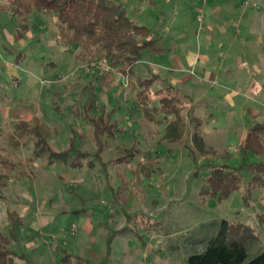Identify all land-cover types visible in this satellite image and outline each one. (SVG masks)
<instances>
[{
  "label": "rangeland",
  "instance_id": "obj_1",
  "mask_svg": "<svg viewBox=\"0 0 264 264\" xmlns=\"http://www.w3.org/2000/svg\"><path fill=\"white\" fill-rule=\"evenodd\" d=\"M121 1L128 17L149 27L159 45L190 55L188 74L170 73L169 62L152 56L137 69L189 81L177 87L188 94L187 110L193 104L196 113L207 115L193 121L186 111L182 139L169 141L164 125L155 133L140 116L131 120L116 110L121 132L104 145L92 170L90 157L77 158L79 168L50 164L38 154L37 136L8 145L10 122L27 119L57 152L70 139L80 150L94 149L80 104L94 94L107 114L127 103L129 90L118 79L100 88L93 75L94 62L102 60L80 61L76 46H63L53 14L33 11L28 31L15 40L17 24L0 0V63L16 58L20 82L12 88L0 68L1 109L11 108L0 113V228L8 229V214L19 216V249L31 264H187L226 221L230 241L243 244L249 261L264 252V195L247 194L260 159H243L238 148L246 130L264 124V0ZM205 73L210 79L202 81ZM215 166L240 168L239 188L223 200L208 194Z\"/></svg>",
  "mask_w": 264,
  "mask_h": 264
},
{
  "label": "trees",
  "instance_id": "obj_2",
  "mask_svg": "<svg viewBox=\"0 0 264 264\" xmlns=\"http://www.w3.org/2000/svg\"><path fill=\"white\" fill-rule=\"evenodd\" d=\"M4 7L17 24L15 40H19L28 31L29 18L33 11L53 14L57 23L56 39L63 46H76L78 50L76 58L80 61L90 63L100 59L110 68L106 73H101L97 68L98 72L93 75L100 88L103 86L109 88L117 79L123 87L122 83L126 78L127 86L123 90H129L127 103L122 108H112L107 114L104 105L97 104L98 98L94 94L85 99L84 104H80L82 108L80 114L83 115L81 120L84 119L90 128L92 126L94 149L87 147L86 150H80L72 145L70 139L68 148L57 152L46 143L47 138L35 133L34 127L30 129L28 123L20 121L13 123L12 133L5 138L8 145L20 146L21 141L37 136V149L41 147L38 154L44 153L50 164L69 163L79 168L82 162L77 158L90 157L94 163L87 161V164L92 170L100 162L98 153L103 151L104 145L112 140L115 134L121 132L118 130L117 121L114 120L116 110L123 111L131 120L135 116H140L148 124L156 127L155 133H159V127L164 125L161 130L166 131L169 128V141L182 139L187 97L172 83V78L168 74L153 72L149 68L137 69L143 59L159 55L163 49L158 46L157 38L149 27L137 25L128 17L121 0H4ZM16 60L15 58L14 61ZM96 63L94 62V65ZM93 87L90 83L88 94L92 93ZM124 94L126 93L123 92ZM1 100L0 96V105ZM70 106L71 112H77L79 109L77 106ZM131 137L133 139L136 135L131 133ZM37 149L35 148V151ZM238 152L243 159L248 155L260 159L253 167L254 175L246 185V192L250 194L251 190H259L264 195L263 124L256 123L247 130ZM134 153L135 150L133 156ZM73 156H76L75 161L70 164V158ZM11 166L14 164L11 163ZM240 181V168L215 166L206 181L208 194L210 197L218 196L219 200L226 199L239 188ZM3 187L5 185H1L0 189ZM8 219L10 222L8 229L5 231L0 228V264H31L27 253L19 249L21 226L19 216L15 218V213L8 214ZM246 260L245 247L240 242L230 241L228 223L223 221L220 230L208 240L204 250L188 256L187 264H264V252L249 261Z\"/></svg>",
  "mask_w": 264,
  "mask_h": 264
},
{
  "label": "crops",
  "instance_id": "obj_3",
  "mask_svg": "<svg viewBox=\"0 0 264 264\" xmlns=\"http://www.w3.org/2000/svg\"><path fill=\"white\" fill-rule=\"evenodd\" d=\"M9 45H11V44H14L13 43V41H12V39L10 38L9 39ZM157 43H158V46L159 47H161L162 49H163V52L161 53V54H159V55H151L152 56V58L155 60V61H157L158 63H161V62H165V61H167V62H169L170 63V68H167V71L168 72H170V73H178V74H188L189 73V70H187V68H185L184 67V65L185 64H187L189 61H190V58H189V56L190 55H185V56H182V55H179V52H177V49L175 48L173 51H172V49H170V48H168L167 49V47H163V46H161V45H159V43H160V39L158 40L157 39ZM7 49H9L8 47H7ZM14 61V60H13ZM10 61V60H4V61H1V63H0V68H1V70L3 71V73H5V75L7 76V78H8V81L10 82V84H11V87L12 88H17L18 86H19V84H20V82H19V80H18V78H17V67H18V65H17V61L18 60H16V62L14 61ZM150 66L151 67H153V68H155V69H158L160 66L158 65V64H154V63H151L150 64ZM191 69H192V66H191ZM158 73V72H157ZM0 79H2V77L0 76ZM202 81H204V79H210L209 78V75L207 74V73H205V74H202V76H201V78H200ZM205 80V81H206ZM182 82H184V80L183 79H180V78H175L174 77V79L172 78V83L176 86V87H178L179 89H182L183 87H185V85L187 86V84L188 83H190L189 81L188 82H186L185 84H183ZM196 84H199L198 83V81L197 82H195ZM177 85H180V86H177ZM180 92L181 93H183L181 90H180ZM186 97H187V99L189 98L188 97V94L186 93V91H185V93H183ZM19 101H21L22 99H21V96H19ZM191 107H189L190 108V110H187V113H188V116L187 117H189V115H191L192 116V118H191V120H193V121H199L200 119L199 118H204L206 115H207V113H204V116H201L199 113H196L195 111V109H193V107H194V105L193 104H189ZM1 107H2V105H0V113L3 111V110H6V112H9L10 110H11V108L10 107H3L2 109H1ZM24 110H26V111H32V113L34 112H36V111H33V110H30V109H24ZM195 110V111H194ZM18 112V111H17ZM21 112V111H20ZM195 113H196V115H195ZM9 114V113H8ZM34 116H35V114H33ZM33 115H31L30 117L28 116V118H33L34 116ZM210 115V114H209ZM8 117H7V115H6V119H7ZM194 119H196V120H194ZM27 120V119H26ZM25 120V121H26ZM191 120H189V121H191ZM13 121V120H12ZM24 121V122H25ZM8 122H10V120L8 121ZM14 122V121H13ZM13 122H10V123H12L13 124ZM192 122V121H191ZM25 123H28L29 124V122H28V120H27V122H25ZM264 125V124H263ZM246 134H247V130H246V132H245V134H244V136L241 138V140H240V145L244 142V139H245V137H246ZM59 248V247H58ZM62 252L64 251L63 249L61 250Z\"/></svg>",
  "mask_w": 264,
  "mask_h": 264
},
{
  "label": "built area",
  "instance_id": "obj_4",
  "mask_svg": "<svg viewBox=\"0 0 264 264\" xmlns=\"http://www.w3.org/2000/svg\"><path fill=\"white\" fill-rule=\"evenodd\" d=\"M95 67L98 68V70L102 73H106L108 71H110V68L107 66V64L104 61H98L95 64ZM123 88H125L127 86V80L126 78L124 79L123 83H122Z\"/></svg>",
  "mask_w": 264,
  "mask_h": 264
}]
</instances>
